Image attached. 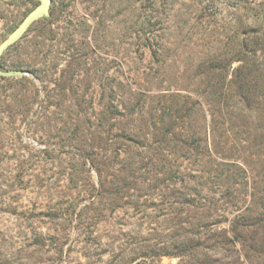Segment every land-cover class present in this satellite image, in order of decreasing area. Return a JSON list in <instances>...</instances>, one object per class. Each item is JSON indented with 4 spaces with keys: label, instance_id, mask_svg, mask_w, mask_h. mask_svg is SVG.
I'll list each match as a JSON object with an SVG mask.
<instances>
[{
    "label": "rangeland",
    "instance_id": "374dc122",
    "mask_svg": "<svg viewBox=\"0 0 264 264\" xmlns=\"http://www.w3.org/2000/svg\"><path fill=\"white\" fill-rule=\"evenodd\" d=\"M0 264H264V0H51L0 57Z\"/></svg>",
    "mask_w": 264,
    "mask_h": 264
},
{
    "label": "water",
    "instance_id": "95a60500",
    "mask_svg": "<svg viewBox=\"0 0 264 264\" xmlns=\"http://www.w3.org/2000/svg\"><path fill=\"white\" fill-rule=\"evenodd\" d=\"M11 1V0H3ZM39 5L32 10L21 24L0 44V57L3 53L16 44L30 29V27L40 20L41 18L48 17L50 13L51 0H38ZM19 76H23V73H19Z\"/></svg>",
    "mask_w": 264,
    "mask_h": 264
}]
</instances>
